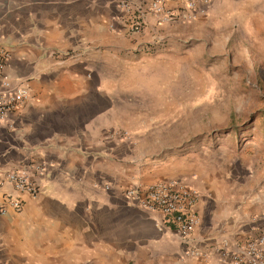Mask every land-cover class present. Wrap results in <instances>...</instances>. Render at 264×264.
Here are the masks:
<instances>
[{
  "label": "crops",
  "instance_id": "crops-1",
  "mask_svg": "<svg viewBox=\"0 0 264 264\" xmlns=\"http://www.w3.org/2000/svg\"><path fill=\"white\" fill-rule=\"evenodd\" d=\"M177 25L150 16L130 33L116 0H0L5 72L30 92L0 123V203L22 202L0 215V246H35L62 261L91 253L100 264H228L215 247L264 227V178L247 185L192 158L156 163L141 127L119 120L130 92L123 84L140 79L134 70L163 39L172 45ZM39 162L48 167L38 194L4 181L8 170ZM167 178L199 191L194 239L207 256L186 255L174 232L123 194Z\"/></svg>",
  "mask_w": 264,
  "mask_h": 264
},
{
  "label": "rangeland",
  "instance_id": "rangeland-1",
  "mask_svg": "<svg viewBox=\"0 0 264 264\" xmlns=\"http://www.w3.org/2000/svg\"><path fill=\"white\" fill-rule=\"evenodd\" d=\"M177 23L172 45L163 39L134 70L140 79L123 84L119 120L141 127L156 163L192 158L255 184L264 178V0H213ZM46 252L0 246V264H100L91 253L62 261Z\"/></svg>",
  "mask_w": 264,
  "mask_h": 264
},
{
  "label": "built area",
  "instance_id": "built-area-1",
  "mask_svg": "<svg viewBox=\"0 0 264 264\" xmlns=\"http://www.w3.org/2000/svg\"><path fill=\"white\" fill-rule=\"evenodd\" d=\"M213 0H116L124 14L128 32H141L150 16L160 23L189 21L206 12ZM9 52L0 49V123L9 119L30 95L29 88L10 79L5 72ZM45 162L8 170L4 181L10 182L18 192L36 195L40 192V177L47 170ZM124 196L133 205L151 213L159 229L174 232L185 246L186 255L194 257L208 254L196 244L194 232L200 223L196 211L199 191L182 179L167 178L150 183L137 182L124 190ZM22 208L17 196L7 195L0 203V215L8 207ZM215 251L228 264H264V227L253 236L243 239H224Z\"/></svg>",
  "mask_w": 264,
  "mask_h": 264
}]
</instances>
